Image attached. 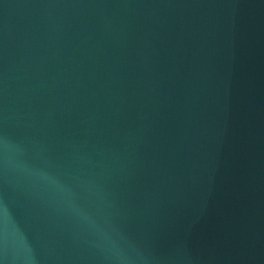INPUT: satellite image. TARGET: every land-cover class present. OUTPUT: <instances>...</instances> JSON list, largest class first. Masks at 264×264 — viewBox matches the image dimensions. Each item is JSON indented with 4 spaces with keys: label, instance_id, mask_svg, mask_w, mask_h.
Here are the masks:
<instances>
[{
    "label": "water",
    "instance_id": "1",
    "mask_svg": "<svg viewBox=\"0 0 264 264\" xmlns=\"http://www.w3.org/2000/svg\"><path fill=\"white\" fill-rule=\"evenodd\" d=\"M0 264H264V0H0Z\"/></svg>",
    "mask_w": 264,
    "mask_h": 264
},
{
    "label": "clouds",
    "instance_id": "2",
    "mask_svg": "<svg viewBox=\"0 0 264 264\" xmlns=\"http://www.w3.org/2000/svg\"><path fill=\"white\" fill-rule=\"evenodd\" d=\"M69 207L71 211L76 214L78 217H80L85 223H87L89 226L95 228L97 231L101 232L102 235H105L106 240H108L110 243H112L113 247L115 248V242L111 241L109 237H107L106 233H104L103 228L96 224V222L82 209L77 207L74 202L71 200L69 201Z\"/></svg>",
    "mask_w": 264,
    "mask_h": 264
}]
</instances>
